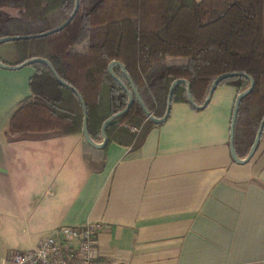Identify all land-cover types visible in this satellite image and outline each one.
Instances as JSON below:
<instances>
[{
    "label": "crops",
    "instance_id": "crops-1",
    "mask_svg": "<svg viewBox=\"0 0 264 264\" xmlns=\"http://www.w3.org/2000/svg\"><path fill=\"white\" fill-rule=\"evenodd\" d=\"M35 50V39L5 42L0 61L18 65ZM34 74L0 68V260L55 227L97 223L100 252L117 264H264V133L247 163L231 159L234 86L218 85L200 110L172 103L139 148L111 143L97 172L81 134L10 135Z\"/></svg>",
    "mask_w": 264,
    "mask_h": 264
},
{
    "label": "trees",
    "instance_id": "trees-1",
    "mask_svg": "<svg viewBox=\"0 0 264 264\" xmlns=\"http://www.w3.org/2000/svg\"><path fill=\"white\" fill-rule=\"evenodd\" d=\"M74 0H0V38L31 36L61 25L71 15ZM27 39L15 40L25 44ZM33 57L45 58L57 75L82 96L91 139L100 143L102 123L127 104L122 88L109 76L110 62L122 63L145 104L156 118L166 109L171 83H190L194 102L201 105L211 82L223 73H244L254 80L252 92L241 100L234 130V148L244 158L264 118V0H79V9L59 32L35 39ZM87 43L85 53L69 52ZM167 58H183L182 66H165ZM32 98L12 115V137L47 139L81 134L83 111L73 92L62 87L48 68L34 64ZM115 75L128 82L118 67ZM237 89L249 86L242 76L223 80ZM188 104L186 87H176L172 103ZM189 105V104H188ZM252 111H257L256 122ZM136 101L106 128L107 144L139 148L154 126ZM129 126V127H128ZM136 128L131 132L130 128ZM85 150H96L84 143ZM85 160L94 171L104 167V156Z\"/></svg>",
    "mask_w": 264,
    "mask_h": 264
},
{
    "label": "water",
    "instance_id": "water-1",
    "mask_svg": "<svg viewBox=\"0 0 264 264\" xmlns=\"http://www.w3.org/2000/svg\"><path fill=\"white\" fill-rule=\"evenodd\" d=\"M79 9V0H74V8L73 11L71 13V15L66 19V21H64L61 25H59L58 27L49 30L45 33L42 34H38V35H31V36H10V37H3L0 38V44H3L5 42H10V41H15V40H21V39H36L39 37H44V36H48L50 34H53L55 32H59L60 30H62L64 27H66L70 21L73 19V17L75 16V14L77 13ZM34 64H41L44 65L48 68V70L50 71L51 75L53 76V78L64 88L68 89L69 91L73 92V94L76 96V98L78 99L81 107H82V111H83V121H82V129H81V135L84 139V142L90 146L93 149L96 150H101L103 149L106 144H107V136H106V128L108 127V125L110 123H112L115 119H117L118 117H120L121 115H123L124 113H126L129 108L131 107V105L133 104L134 101L137 102V104L139 105L140 109L142 110L143 114L147 117V119H149L153 124L155 125H160L163 124L170 113V108H171V104H172V96L173 93L176 89L177 86L183 84L186 87V98H187V102L190 105V107H192L195 110H200L203 109L207 106V104L209 103V100L215 90V88L219 85V83H221L223 80H226L228 78H232L235 76H242L245 77L248 81H249V86L247 89H245L244 91L240 92L237 94L235 100H234V105H233V109H232V115H231V121H230V128H229V141H228V145H229V152H230V156L231 159L237 163V164H245L247 163L252 156L254 155L260 139H261V135L262 133H264V118L261 119L253 143L247 153V155L244 158H239L235 152V148H234V130H235V123H236V118H237V114H238V109H239V104L241 102V100H243L246 96H248L253 88H254V80L250 75L244 74V73H223L218 75L210 84L209 90H208V94L204 100V102L201 105H197L191 95V91H190V83L185 80V79H177L174 80L168 90V95H167V99H166V109H165V113L161 118H156L155 116H153L146 108L145 104L143 103V101L141 100L132 80L130 75L128 74V72L126 71L124 65L118 61H112L109 63L108 67H107V71L109 76L122 88V90L125 92L126 96H127V104L124 107L123 110L113 114L112 116H110L109 118H107L101 125L100 128V134L102 137V141L100 143H96L94 142L89 133H88V127H87V109H86V105L85 102L82 98V96L80 95L79 92H77L73 87H71L70 85H68L67 83H65L56 73L53 65L51 64V62H49L47 59L45 58H40V57H33L28 59L27 61L18 64V65H13V66H9L6 65L4 63H2L0 61V68L5 69V70H16L19 69L23 66H30V65H34ZM118 67L122 74L124 75V77L126 78L127 82H128V86L125 85V83L119 79L115 73H114V68Z\"/></svg>",
    "mask_w": 264,
    "mask_h": 264
},
{
    "label": "built area",
    "instance_id": "built-area-1",
    "mask_svg": "<svg viewBox=\"0 0 264 264\" xmlns=\"http://www.w3.org/2000/svg\"><path fill=\"white\" fill-rule=\"evenodd\" d=\"M131 132L137 129L131 127ZM97 223L58 226L26 251H13L0 264H117L105 259L99 249Z\"/></svg>",
    "mask_w": 264,
    "mask_h": 264
},
{
    "label": "rangeland",
    "instance_id": "rangeland-1",
    "mask_svg": "<svg viewBox=\"0 0 264 264\" xmlns=\"http://www.w3.org/2000/svg\"><path fill=\"white\" fill-rule=\"evenodd\" d=\"M87 44V43H86ZM78 53V52H77ZM82 53V52H81ZM186 63V60L183 58H167L164 62L165 66H182ZM252 120L253 122H256V117H257V111H252ZM129 127V126H128ZM108 141V140H107ZM111 143L108 144L107 148L105 150L101 149V150H96L95 155H97V157L99 156H106V152L108 147L110 146Z\"/></svg>",
    "mask_w": 264,
    "mask_h": 264
}]
</instances>
